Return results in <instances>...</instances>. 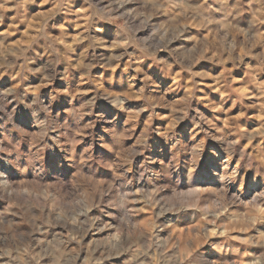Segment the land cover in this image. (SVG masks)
Segmentation results:
<instances>
[{
  "label": "rangeland",
  "instance_id": "374dc122",
  "mask_svg": "<svg viewBox=\"0 0 264 264\" xmlns=\"http://www.w3.org/2000/svg\"><path fill=\"white\" fill-rule=\"evenodd\" d=\"M0 264H264V0H0Z\"/></svg>",
  "mask_w": 264,
  "mask_h": 264
},
{
  "label": "bare ground",
  "instance_id": "6f19581e",
  "mask_svg": "<svg viewBox=\"0 0 264 264\" xmlns=\"http://www.w3.org/2000/svg\"><path fill=\"white\" fill-rule=\"evenodd\" d=\"M200 256H202V255H200ZM173 263V262H172Z\"/></svg>",
  "mask_w": 264,
  "mask_h": 264
}]
</instances>
